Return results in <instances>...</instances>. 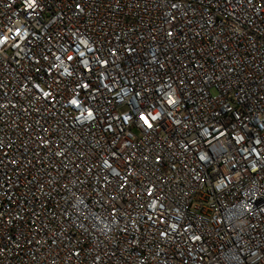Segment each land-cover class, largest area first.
I'll use <instances>...</instances> for the list:
<instances>
[{
	"label": "built area",
	"instance_id": "obj_1",
	"mask_svg": "<svg viewBox=\"0 0 264 264\" xmlns=\"http://www.w3.org/2000/svg\"><path fill=\"white\" fill-rule=\"evenodd\" d=\"M31 4L0 0V264H264V0Z\"/></svg>",
	"mask_w": 264,
	"mask_h": 264
},
{
	"label": "snow or ice",
	"instance_id": "obj_2",
	"mask_svg": "<svg viewBox=\"0 0 264 264\" xmlns=\"http://www.w3.org/2000/svg\"><path fill=\"white\" fill-rule=\"evenodd\" d=\"M34 3H35V0H32V4H31V6H33ZM31 6H30V7H31ZM17 35H19V33H17ZM4 39L6 40L7 38L5 37ZM69 59H71V58H69ZM73 103H76V101H73ZM89 115H91V113H89ZM142 119H143V117H142ZM145 122L147 123V121H145Z\"/></svg>",
	"mask_w": 264,
	"mask_h": 264
}]
</instances>
